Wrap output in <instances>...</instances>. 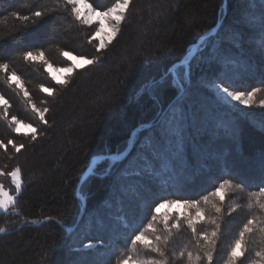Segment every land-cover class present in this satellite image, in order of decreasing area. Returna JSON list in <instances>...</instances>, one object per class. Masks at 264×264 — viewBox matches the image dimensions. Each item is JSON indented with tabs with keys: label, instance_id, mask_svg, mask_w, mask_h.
Returning a JSON list of instances; mask_svg holds the SVG:
<instances>
[{
	"label": "trees",
	"instance_id": "obj_1",
	"mask_svg": "<svg viewBox=\"0 0 264 264\" xmlns=\"http://www.w3.org/2000/svg\"><path fill=\"white\" fill-rule=\"evenodd\" d=\"M84 1L99 12L122 2ZM221 20L187 81L184 62ZM118 28L101 48L97 25L77 20L66 0H0V64H8L0 70V186L16 168L22 182L12 211L0 213V264H208L202 236L212 238V219L220 223L212 264H228L248 220L244 264H264V0H227L226 11L224 0H130ZM65 53L95 63L57 83L47 66H70ZM224 87L244 97L259 91L249 107L231 103ZM13 118L35 134L15 131ZM139 128L123 160L103 159L82 182L92 158L123 155ZM176 200L204 213L196 235L184 219H195L194 208L168 215L171 232L155 212L158 201ZM137 229L161 236L163 257L133 246Z\"/></svg>",
	"mask_w": 264,
	"mask_h": 264
},
{
	"label": "snow or ice",
	"instance_id": "obj_2",
	"mask_svg": "<svg viewBox=\"0 0 264 264\" xmlns=\"http://www.w3.org/2000/svg\"><path fill=\"white\" fill-rule=\"evenodd\" d=\"M82 0H66V4L69 5L71 7V12L74 14L75 18L77 20H80L81 19V10H80V7L79 5L81 4ZM129 3H130V0H122V3L118 4L116 6V8H113L111 9L110 11H107V12H99V11H92L90 12L89 16L88 17H85L84 19V23H89L90 22V19H91V16L94 14L96 16H100L102 18L104 17H111L112 19L115 20V24L113 25V32L116 33L119 31V28H118V25L120 24L121 20H122V15L120 14H115L117 12V9H126L128 8L129 6ZM91 5H89V8L91 9ZM115 14V15H114ZM34 15L38 18H43L44 17V13L41 12V11H35L34 12ZM24 19H28V17H24ZM101 48H104L105 45L104 44H101L100 45ZM65 55L67 56L68 53H65ZM26 59L28 60H32L34 59L33 55L31 52H28L25 56ZM70 59H74L73 57H69ZM86 64H93L95 63V61L91 60V59H88V60H85L84 61ZM0 70H3V71H7L8 70V64L7 63H3V64H0ZM66 71H71V69H66ZM13 76H15V74H13ZM57 83H60V81H57ZM225 94H227L229 97H231L233 100H236V101H241V95L238 94V93H235V92H231L229 91V89L227 87H224L221 89ZM44 91H49L48 89H44ZM259 91V89H256L252 92H249L247 94V99L246 100H243L241 101L242 103H245V104H248L249 107H251V105L248 103L252 97H254L256 95V92ZM49 94H51L49 92ZM40 119L42 121H44V123H47L46 120H44V115L43 113L40 114ZM13 123L14 124H19L20 121L16 120L15 118H13ZM179 128H180V131L181 133L184 131V128H183V117H179ZM15 131H19L18 128L14 129ZM35 129H32V132L33 134H35ZM164 132L165 134H167L168 132V128H167V125H164ZM0 147H6L4 145H0ZM13 147L15 148L16 152H20L21 149L24 147V145H20V146H16L15 144H13ZM260 166L262 169H264V156L261 157V160H260ZM21 173V170L19 168H16L15 170H13L10 175H11V178L13 181H15V190L17 193L20 192L21 190V182L19 180V175ZM0 175H4V173L0 172ZM228 181H225V184H227ZM225 184H221L219 186V188L217 189L216 192L213 193V195H217L219 192H222L224 190V186ZM257 187L260 189V194L261 195H264V178H262L259 182V184L257 185ZM223 200V197H221V201ZM15 202V197L10 195L8 192L4 191L3 187L0 186V209H3L5 212L8 211V207H9V204L11 203H14ZM173 203L175 204L176 207H185V208H188V209H195V219H193V216L192 215H186L184 216V219H186L187 221V225H188V228L191 229L192 233L194 235L197 234V228H196V224L197 222H200L203 220V217H204V213L200 210V208L198 207L197 204L195 203H189L187 201H184L183 203H181V201L179 200H176V201H173ZM205 203H207V200H205ZM165 206V203L163 202H157V205H154L155 207V212L159 213L160 211V208L164 207ZM264 207V206H262ZM223 209L222 207L220 206H216L215 207V212L217 214H220L222 213ZM152 219H155V216L152 217ZM169 219L170 217L168 215H165L164 217V225H165V228L168 232H171L172 231V228L169 227ZM146 222V221H145ZM211 224L215 225V228L216 230L212 231L211 233V237L214 238L217 236V233L220 229V223L216 220V219H212L211 221H209ZM253 224H254V221L252 220H248V222L246 224H244L243 226V231L240 232L239 234V239H237L234 243V245L232 246L231 248V251H230V255H229V258H228V264H244V255H245V252L247 251V248L245 247V234L246 233H251L253 232ZM141 227H143V225H141ZM172 227L176 228V229H179L180 228V222L179 220H177L173 225ZM148 230H151L153 233H155L156 229L152 227L151 224L148 225ZM2 231V230H0ZM138 232V234H137ZM132 235L135 236V239L134 240H131V237L129 238L131 240V243L133 244V246H135L136 244H142L147 250H149L150 252H153V253H157L160 257H163L164 256V252L162 251V248H161V243H162V240H161V236L159 235H155L153 239H149L145 232L144 231H140L139 229L136 230V232H133ZM210 238L207 234H204L202 236V239L204 241L207 242V244L209 245V251L206 253V258H207V262L208 264H212V261H213V252H212V249L215 248V243H214V240ZM259 255V253H258ZM131 259V257H129V260ZM123 264H128V261H124ZM141 264H166V262L164 260H149L147 262H141Z\"/></svg>",
	"mask_w": 264,
	"mask_h": 264
},
{
	"label": "rangeland",
	"instance_id": "obj_3",
	"mask_svg": "<svg viewBox=\"0 0 264 264\" xmlns=\"http://www.w3.org/2000/svg\"><path fill=\"white\" fill-rule=\"evenodd\" d=\"M116 6L113 7V8H116ZM79 7H80V10H81V19L84 21L85 17H88L90 12L93 11V9L92 8L90 9L89 8V4L86 3L84 0H82V2L79 5ZM110 10H108V11H110ZM125 10L126 9H123V10L117 9V12L115 14H120L123 17V14H124ZM235 23H237V22H235ZM87 24H96L97 25V32L95 34V38L98 40L99 45L104 44L106 46L109 42H111L113 40V38L117 34V32L116 33L113 32V25L115 24V20L112 19L111 17L102 18L100 16H96V15L93 14L91 16L90 22L87 23ZM118 27H119V25H118ZM66 57L69 59V61L71 63L70 66H68V67H65V68H54L52 66H47V70L50 73V75L56 81H60V83L65 82L67 77L73 72L74 69L82 68V67H85V66L89 65V64H86L84 62L85 60H88V58L76 57V56H73V55H70V54H68ZM69 57H73L74 59H70ZM69 68L71 69V71H66V69H69ZM185 79H186V77H185ZM225 95L228 97V100L231 103H235L236 102V100H233L227 94H225ZM246 99H247V97H244V96L241 95V101L246 100ZM0 103L4 104V101H2L0 99ZM16 128L19 129V131H17L19 133L28 134V135L33 134L32 129H34V128L32 126H30V125L19 123V124H16ZM123 155L117 156V158L122 157ZM102 160H100L99 162H101ZM111 162H113V161H111ZM113 163H115V162H113ZM18 178H19V180L21 182V176L20 175H19ZM9 179H10V183H9L8 186H4V185H1V186L3 187L4 191L8 192L10 195L15 197V202H16L18 197H19V195H20L21 190H20L19 193H17L16 190H15V181L12 180L11 175H9ZM21 185H22V182H21ZM15 202L9 204L8 211H6V212L3 209H0V213H8V212L12 211V207L15 204ZM83 205L86 206V203L85 204L83 203ZM183 211H184V207H179L178 208V207L175 206V204H165L164 207L160 208V211H159L158 214L159 215L161 214L162 216H165V215H171V214H174V213L181 214V213H183ZM79 221L80 220L77 221L76 225L72 229H69V233L72 232L74 229H76L77 225L79 224ZM87 247H90V246H87ZM126 260L128 261V264H141V263H139V262H137L135 260H131V259L130 260L126 259ZM126 260H124V261H126ZM123 262H121L120 264H123Z\"/></svg>",
	"mask_w": 264,
	"mask_h": 264
},
{
	"label": "water",
	"instance_id": "obj_4",
	"mask_svg": "<svg viewBox=\"0 0 264 264\" xmlns=\"http://www.w3.org/2000/svg\"><path fill=\"white\" fill-rule=\"evenodd\" d=\"M226 4H227V0H224V10L226 11ZM223 23V20L219 21V23L214 27L212 28L210 31H208L204 36H202L198 42L195 44V46L193 47L191 53H190V57L189 59H187V61L184 62V65H185V77H186V80L189 81V65L192 61V59L196 56V54L198 53V50L200 48V46L203 44V42L205 41L206 38L210 37V36H215L221 25ZM183 92V91H182ZM151 125H148V127H150ZM140 130L137 129L136 131L133 132L132 134V137L129 141V145L124 153V155L122 157H111V156H103V157H94L91 159V162H90V166H89V169L87 170V172L85 173V175L83 176V179H82V182L85 181L87 179V177H89L91 174H92V171L95 167V165L102 159H108L110 161H113V162H119L121 160H123L132 150L133 148V143H134V135L136 132H138ZM82 182L80 183L78 189H77V195L80 196V188H81V184ZM82 202L85 204L86 203V200L85 198L82 199Z\"/></svg>",
	"mask_w": 264,
	"mask_h": 264
},
{
	"label": "bare ground",
	"instance_id": "obj_5",
	"mask_svg": "<svg viewBox=\"0 0 264 264\" xmlns=\"http://www.w3.org/2000/svg\"><path fill=\"white\" fill-rule=\"evenodd\" d=\"M190 55V54H189Z\"/></svg>",
	"mask_w": 264,
	"mask_h": 264
}]
</instances>
